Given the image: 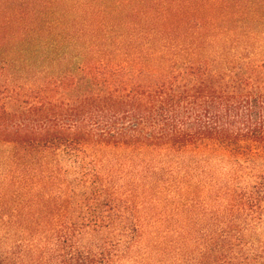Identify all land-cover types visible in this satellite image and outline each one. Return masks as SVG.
<instances>
[{"label":"trees","instance_id":"obj_1","mask_svg":"<svg viewBox=\"0 0 264 264\" xmlns=\"http://www.w3.org/2000/svg\"><path fill=\"white\" fill-rule=\"evenodd\" d=\"M238 1L211 0L214 5L208 4L211 7H206L201 17L191 15L185 20L184 27L193 23L199 29L211 25L226 29L219 44L214 39L207 43L210 48L206 55L198 52L204 49L206 32L200 34L203 40L192 49L178 42L179 51L194 53L181 64L176 61L166 66L167 55L162 54L160 69H147L114 59L117 53L107 55L101 51L100 57L80 68L81 77L53 76L37 85L15 80L0 84V144L15 149L3 155L7 159L0 157V170L3 164L16 165L9 175L14 181L10 183L29 192L35 186L29 183V177L32 178V171L37 172L36 166L42 167L40 174L47 177L71 169L86 205L92 209L94 202L100 203L122 219L133 214L131 200L138 195L139 184L130 185L121 196L103 198L106 189L111 188L104 179L101 149L126 147L145 155L163 149L172 153L192 147L215 148L232 163L226 191L229 197L218 193L223 210L211 203L203 205L216 221L209 226L211 230L204 227L197 239L190 240L193 252L198 249L200 257L192 252L177 260L181 264H264V242L260 252L251 247L253 241L245 239L249 232L264 231V29H257L264 28V13L254 0H246L237 8ZM185 10L180 12L184 16L188 13ZM96 35L92 37L95 42L105 37L102 33ZM48 155L57 158L51 169L48 162L43 163ZM144 158L120 164L132 169L135 176H147L144 180L161 174L156 180L162 183V189L167 188L172 183L167 175L174 173L171 162ZM10 190L11 184L0 191L3 206L9 204L4 199ZM17 190L12 196L20 194L21 199ZM42 195L45 194H38L37 198ZM26 203L20 208L11 207V215L1 212L0 224L1 220L18 218L33 210L32 204ZM224 211L230 214L228 220L221 214L226 215ZM238 219L245 234H239L241 228L239 233L234 231ZM93 221L80 225L72 222V226L59 223L53 228L51 249L44 245L48 235L38 241L31 239L30 247L40 248L39 264H115L116 257L102 245L98 250L80 247L79 235L89 226L100 227L105 222ZM137 228L141 236L144 228ZM18 239L25 247L23 239ZM136 240H127L125 252L133 249ZM132 259L129 256L124 264H132ZM0 264H4V259ZM7 264L25 262L18 257Z\"/></svg>","mask_w":264,"mask_h":264},{"label":"rangeland","instance_id":"obj_2","mask_svg":"<svg viewBox=\"0 0 264 264\" xmlns=\"http://www.w3.org/2000/svg\"><path fill=\"white\" fill-rule=\"evenodd\" d=\"M210 1L0 0V84L15 80L37 85L46 83L53 76L69 79L73 75L81 77L80 68L100 57L101 51L107 52V55L117 53L114 57L116 60L154 70L160 69L162 54L167 55L166 66L176 61L181 64L185 57L194 54L179 51L178 42L192 49L195 43L199 45L204 39V49L200 48L198 52L206 55L210 48L207 43L214 39L219 44L225 26L211 25L207 29H199L193 23L184 26L189 16L201 17L206 7L214 5ZM254 1L261 6V13H264V0ZM245 2L238 1L236 7ZM184 10L188 11L185 16L180 13ZM202 32L207 33L203 39L200 36ZM101 33L105 35L101 42L92 40V37ZM9 150L15 149L11 145L0 144V157L7 159L3 155L9 154ZM101 150L99 155L105 161L104 179L111 188L106 189L103 198L121 196L127 187H137L139 184L138 195L131 200L130 210L133 214L126 218H117L115 211L97 202L93 203L92 209L86 205L82 189L77 186V181L73 179L74 173L69 167L70 172L62 171L57 176L47 177L46 174H40L43 173L40 170L42 167L34 166L37 172L32 171L29 183L35 186L28 192L25 187L10 183L14 182L9 175L16 169V165L8 163L4 166L2 163L0 191H5L10 184L11 190L4 199L8 201V206L0 203V213L11 215L14 211L11 207L20 208L26 202L32 204L33 208L29 212L25 211L21 217L11 216L14 219L1 220L0 260L4 259V264L11 263L13 259L16 261L18 257L25 264H39L40 248L36 250L30 247L31 239L38 241L46 239L48 235L44 245L48 244L47 249H51L50 245L55 238L53 228L59 223L72 226V222H79L80 225L81 222L93 219L105 222L100 227L84 226L88 229L79 235V245L84 250H98L102 245L107 253L116 257L115 264L126 263L129 256L133 257L132 264H181L177 258L192 254L190 240L197 239L201 235L200 229L204 227L211 230L209 226L216 221L203 205L212 204L223 210V200L217 199L218 193L229 197L226 193L227 183L233 169L228 157L212 147H192L172 153L163 149L148 155H138L126 147ZM144 157L171 162L174 173L167 175L172 182L167 188L162 189V183L156 180L161 174L144 180L147 176H135L132 169L120 164L121 161L136 163ZM56 159L55 155H48L43 163L48 162V168L51 169ZM5 170L7 174L2 175ZM113 188L118 191L113 192ZM17 189L21 192V199L20 194L12 196V192ZM42 193L45 195L38 199L37 195ZM224 213L226 215L221 212L224 220H228L229 212ZM240 224L242 222L238 219L234 225L236 233L242 229ZM20 225L29 228V231ZM138 226L144 228L141 236ZM239 234H245V230ZM18 237L23 239L25 247L19 244ZM247 238L254 242L251 247L263 251L264 231L260 229L249 232L245 234ZM129 239L137 240L133 249L125 252V244ZM193 253L195 257H200L198 249ZM206 264L217 263L208 261Z\"/></svg>","mask_w":264,"mask_h":264}]
</instances>
